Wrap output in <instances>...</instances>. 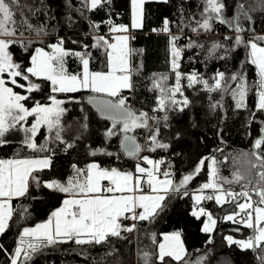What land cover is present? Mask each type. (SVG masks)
<instances>
[{
  "label": "snow or ice",
  "instance_id": "1",
  "mask_svg": "<svg viewBox=\"0 0 264 264\" xmlns=\"http://www.w3.org/2000/svg\"><path fill=\"white\" fill-rule=\"evenodd\" d=\"M145 2L146 0H131L132 29L143 27ZM111 4L112 0H81L82 9L88 12L106 8L110 11ZM18 6L19 0H0V148L11 143V133L18 132L23 134L21 147L43 155L20 157L17 152L12 157L0 158V238L12 227L14 216L18 213L27 214V209L13 206L14 199L25 197L32 190L45 189L50 193L63 194L64 199L46 220L34 226L23 227L11 250L0 242V252L6 257L3 264H30L35 255L59 244L74 242L77 246H92L107 244L110 238L126 239L124 234L137 231L139 222L154 221L173 195L181 192L184 196L190 195V182L200 175L206 161L208 179L191 193L194 202L191 214L197 219L206 217L202 231L211 234L217 219L201 206L202 201L214 200L221 206L233 203L234 210L223 219L252 229V235L243 240H236L229 235L225 237L226 241L229 245H238L241 250L259 252L260 264H264V127L253 143L251 155L244 154L248 157L246 170L237 168L231 179L220 174L215 155L200 159L190 172L183 174L178 180L170 162L164 158L153 159L148 155H141L145 150L156 152L157 149L167 150L171 147L159 138L160 121L162 119L163 127L167 128V113L173 110L183 112L189 105L190 101L183 92V80H187L188 87L203 84L209 91H230L236 109H246L247 95L251 90L246 75L243 72L232 74L230 79L237 81L236 87L222 88L226 82L224 72H217L211 85L196 71L183 73L180 62L184 48L177 46L180 37L171 34L170 21L166 18L160 31L171 36V68L175 84L167 87V76L153 79V89L160 92L154 111H162L165 115L162 118L149 116L147 112H137L129 106V97L123 95L126 90L134 91L136 87L133 83L134 70L128 59L133 51L129 48L128 25L116 24L111 18L102 21L101 23L108 25L111 38L97 34L92 37L95 41L92 45H79L80 50L66 46L69 42L77 45V41L57 36L54 43L35 48L34 53H30V65H23L17 63L9 51L10 46L17 43L23 44L27 50L28 45L24 42V32L20 31V27L26 26L28 31L36 33L38 39L49 33L46 27H34L26 19L18 23L15 18L17 13L14 11ZM261 8L264 9V2ZM226 9L225 0H203L201 19L192 17L195 27L191 30L197 33L201 30L214 31L215 21L234 29L233 37L223 39L234 40L236 46H244L248 50V62L256 66L259 77L254 84L257 97L255 107L257 111L264 113V35L257 36L253 33L252 38L246 40L243 35L246 29L242 27L240 18L243 16L251 21L249 11L245 5L238 4L237 15L229 20L225 16ZM101 23L92 21L90 26L98 32ZM186 47L203 48L204 45L189 40ZM224 47V44L213 43L209 51ZM90 48L104 50V70H92L90 67L94 59ZM69 57H74L79 62L80 71L68 70ZM33 78L50 84L46 101L33 98L34 93L43 89L42 83ZM15 88L23 89L25 94ZM82 91L92 93L86 97L87 103L95 105L101 117L111 121V126L101 133L105 141L123 136L120 141L121 149L125 156L137 161L134 170L102 165L96 157H115L118 160L119 153L109 151L107 147H90L89 155L94 159L83 167L72 164L71 174L64 179H42L41 173L54 167L56 152L74 149L81 139L79 135L66 136L68 129L63 122L68 111L65 104L80 101L71 95L67 99L58 97L60 94ZM178 96L183 99H178ZM29 101L32 102L31 106L28 105ZM218 106L219 102L212 105L213 108ZM250 115L255 117V113ZM88 120L87 115L81 117V129L86 131L89 128ZM41 129H46L47 135L43 143H38ZM137 129L149 130L144 145L138 143L136 136L131 134ZM233 184L240 185L241 190H233ZM126 221L132 223H125ZM151 238L155 241L154 233ZM211 242L210 237L208 243ZM115 251L113 248L105 253V257L113 255ZM138 255L143 264H154L151 252L141 249ZM186 256L187 250L181 240V233L173 232L164 235L163 242L158 245L155 253V260L159 264H169V261H174L175 264H192L186 260ZM206 259V256H201L194 264H204Z\"/></svg>",
  "mask_w": 264,
  "mask_h": 264
},
{
  "label": "trees",
  "instance_id": "2",
  "mask_svg": "<svg viewBox=\"0 0 264 264\" xmlns=\"http://www.w3.org/2000/svg\"><path fill=\"white\" fill-rule=\"evenodd\" d=\"M227 9L225 16L231 20L237 15V5L243 4L249 11L251 21L240 18L245 39H250L253 33L257 36L264 35V9L261 8L264 0H225ZM203 0H147L144 4L143 27L134 30L129 41V48L133 51L129 56V64L134 70V91H125L123 95L129 97L128 104L137 112L144 111L149 116L163 117L162 111H154L157 108V98L160 95L158 89H153V79L167 76V87L175 84V75L171 68L170 40L168 33L160 31L164 20L170 21L172 35L179 36L177 46L184 48L180 62V70L183 73L198 72L203 79L211 85L217 72H224L226 82L223 87L235 88L237 81L230 77L234 73L243 72L251 90L247 95V108L236 109L235 101L230 91H209L203 84L193 87L187 86V80L182 81L184 96L190 101L183 112L169 111L167 113L168 127H163L160 121V139L171 147L167 150L157 149L156 152L145 150L141 155H148L153 159L164 158L172 165V170L178 180L183 174L190 172L204 157L215 155L218 161L219 172L223 177L232 178V173L237 168L246 170L247 160L244 154L251 155L254 141L259 137L261 128L264 126V113L256 110V94L254 84L258 80L255 66L248 62L247 49L244 46H236L234 40H224V37H233L234 29L219 21L213 23L214 31L199 33L191 29L195 27L196 20L201 19ZM16 20L26 19L34 27H46L49 35L40 37L35 32L28 31L26 26H21L24 32V42L28 45L27 50L23 44L10 46L9 51L17 63L30 64V53H34L38 46H45L55 42L57 36L67 37L69 41H77L78 44L67 43L68 48L79 49V45H92V39L97 34L107 35L108 25L101 23L111 18L116 24L128 25L130 22L129 0H112L109 9H101L88 12L82 9L81 0H19V6L14 8ZM101 23L100 29L93 30L91 22ZM156 31H153V30ZM19 35V32H18ZM134 37V38H133ZM189 40L196 41L203 48H187ZM213 43L224 44L216 53L209 54L208 49ZM227 49V51H226ZM94 57L90 67L92 70H104L106 58L102 48H90ZM220 57H224L221 59ZM67 68L70 72L80 71L79 62L74 57H69ZM138 70V71H136ZM43 85L39 93H34L33 98L45 100L50 93V84L36 80ZM22 83H26L21 81ZM24 93L23 89L15 88ZM68 95L74 96L80 103H66L68 109L63 117L64 126L73 128L66 136H81L76 147L68 152L57 151L54 159V167L41 173L42 179H64L71 174L72 164L83 167L93 157L89 155L91 148L107 147L109 151L119 153V159L115 157L98 156L104 166H115L125 170H131L133 159L124 155L120 141L122 135L105 141L101 133L111 126V121L97 115L94 109L86 102L90 92L82 91L74 94H60L59 98L67 99ZM183 99V97H177ZM219 106L213 108L212 105ZM31 101L28 105L31 106ZM84 109L82 112L81 109ZM251 113H255L252 118ZM89 117V128L81 129V117ZM31 121V118H29ZM150 123H153L150 121ZM69 126V127H68ZM148 129H137L132 135H138L137 142L141 145L146 143ZM47 135L46 129H41L38 135V143H43ZM23 134L11 139V143L0 148V158L12 157L19 152L20 157L43 155L33 153L30 149L21 147L20 141ZM54 146V145H53ZM225 157L228 159L225 160ZM206 161V165H207ZM202 169L200 175L190 182V195L184 196L178 193L166 202L165 209L159 213L152 222H139L138 230L125 233L126 239L110 238L107 244L92 246H77L74 242L59 244L44 249L33 257L30 264H143L138 252L143 249L153 254L154 264L158 244L162 234L166 232H180L181 240L187 250L186 260L194 262L201 256H206L204 264H260L259 252L241 250L238 245H229L225 237L231 235L236 239H245L252 235V229L241 224L225 221L223 217L235 208L233 203L223 206L217 205L214 200L202 201L201 206L213 214L217 224L211 234L204 233L202 226L206 217L197 219L191 213L194 202L191 193L208 179L207 166ZM166 167V166H165ZM232 189L240 191L241 186L233 184ZM63 194L50 193L49 190H32L29 195L13 200V206L18 209H27V214L18 213L14 216V223L7 233L0 238L5 247L11 250L23 227L34 226L36 223L46 220L55 208H57ZM256 198V197H254ZM239 229V231H236ZM155 234V241L151 234ZM211 237V243H208ZM116 251L111 256L105 257V253L112 249ZM102 257H105L103 261ZM6 257L0 252V264ZM169 264H175L169 261Z\"/></svg>",
  "mask_w": 264,
  "mask_h": 264
},
{
  "label": "rangeland",
  "instance_id": "3",
  "mask_svg": "<svg viewBox=\"0 0 264 264\" xmlns=\"http://www.w3.org/2000/svg\"><path fill=\"white\" fill-rule=\"evenodd\" d=\"M147 1V0H146ZM129 5H130V22H129V24H128V26H129V32L127 33V35H129V37L131 38V36L133 35V31L134 30H137V29H132L131 28V0H129ZM106 36H108L109 38H111V34L109 33V31H108V34L106 35ZM251 39V38H250ZM129 41H130V39H129ZM54 43V42H53ZM262 46H264V45H262ZM38 47H43V46H38ZM35 51V50H34ZM129 59V58H128ZM30 65V64H29ZM255 66V65H254ZM255 69H256V72H257V68H256V66H255ZM258 79H259V77H258ZM258 81V80H257ZM11 86V85H10ZM59 98V97H58ZM69 127V126H68ZM66 128V127H65ZM68 129V128H67ZM71 131H73V128H69L68 129V132H71ZM19 134L20 133H18V132H14V133H11L10 134V140L12 139V138H14V137H19ZM138 137V135H136V138ZM152 158V157H151ZM137 162V161H136ZM136 162H134V165H133V167H132V169L131 170H134V166H135V163ZM194 192V191H193ZM254 198V197H253ZM63 199H64V197H63ZM62 199V200H63ZM255 199V198H254ZM193 200V199H192ZM241 202H243V200H241ZM61 203H62V201H61ZM61 203H60V205H61ZM59 205V206H60ZM58 206V207H59ZM43 222V221H42ZM40 223V222H39ZM204 225V224H203ZM202 228H203V226H202ZM170 233H173V232H166V233H163L162 234V237H161V240H160V242H159V244L160 243H162L163 242V238H164V235L165 234H170ZM227 236H229V235H227ZM234 238V237H233ZM234 239H236V238H234ZM246 239V238H245ZM236 240H243V239H236ZM158 244V245H159ZM157 251H158V247H157Z\"/></svg>",
  "mask_w": 264,
  "mask_h": 264
},
{
  "label": "water",
  "instance_id": "4",
  "mask_svg": "<svg viewBox=\"0 0 264 264\" xmlns=\"http://www.w3.org/2000/svg\"><path fill=\"white\" fill-rule=\"evenodd\" d=\"M211 48H212V45L209 47V49H208V53H209V54H212V55H213L214 53H216V51L219 49V48H216L215 50L209 51ZM86 102H87V100H86ZM89 105L94 109V111L97 113V115L101 117V115H100L99 112L97 111L95 105H92V104H89ZM263 127H264V126H263ZM260 135H261V133H260ZM260 135H259V136H260ZM122 139H123V138H122ZM122 139H121V140H122ZM120 146H121V145H120Z\"/></svg>",
  "mask_w": 264,
  "mask_h": 264
},
{
  "label": "built area",
  "instance_id": "5",
  "mask_svg": "<svg viewBox=\"0 0 264 264\" xmlns=\"http://www.w3.org/2000/svg\"><path fill=\"white\" fill-rule=\"evenodd\" d=\"M125 223H129L130 224V223H132V221H126Z\"/></svg>",
  "mask_w": 264,
  "mask_h": 264
}]
</instances>
